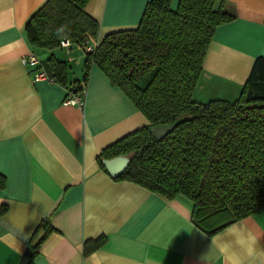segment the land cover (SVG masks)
I'll return each instance as SVG.
<instances>
[{
    "label": "crops",
    "instance_id": "1",
    "mask_svg": "<svg viewBox=\"0 0 264 264\" xmlns=\"http://www.w3.org/2000/svg\"><path fill=\"white\" fill-rule=\"evenodd\" d=\"M46 1L0 0V264H20L35 244L31 264H264V211L208 235L185 196L167 198L100 168L103 148L148 121L95 64L83 108L65 103L70 83L83 82L85 54L77 44L61 57L28 44L25 25ZM147 1L88 0L95 39L134 28ZM228 5L233 19L214 31L195 101L234 100L255 58H264V0ZM28 53L42 67L50 54L64 61L66 85L34 79L36 68L22 62ZM97 239L102 244L85 253Z\"/></svg>",
    "mask_w": 264,
    "mask_h": 264
},
{
    "label": "trees",
    "instance_id": "2",
    "mask_svg": "<svg viewBox=\"0 0 264 264\" xmlns=\"http://www.w3.org/2000/svg\"><path fill=\"white\" fill-rule=\"evenodd\" d=\"M88 0H47L25 25L30 46L59 47L61 38L82 48L96 38L98 25L86 14ZM149 0L134 28L107 33L85 52L83 83L92 64L121 89L147 119L142 126L103 148L97 156H130L114 180H127L167 198L192 202V220L208 235L264 211V58H255L234 100L192 99L215 29L233 19L228 0ZM66 85L68 65L50 54L43 66ZM73 81L68 90L74 91ZM179 118L160 139L150 128ZM4 179L0 177V187ZM6 209L0 206V214ZM45 234L52 228L46 220ZM103 239L85 243L90 253ZM39 243V242H38ZM38 244L29 245L20 264H31Z\"/></svg>",
    "mask_w": 264,
    "mask_h": 264
},
{
    "label": "built area",
    "instance_id": "3",
    "mask_svg": "<svg viewBox=\"0 0 264 264\" xmlns=\"http://www.w3.org/2000/svg\"><path fill=\"white\" fill-rule=\"evenodd\" d=\"M71 41L63 37L59 42V47L67 48L71 45ZM98 41L94 38H89L86 45L83 47V52L91 53L95 50ZM22 62L24 64H28L36 68V73L34 79L36 80H47L49 82H54L53 79L47 74L45 69L41 66L40 61L37 59L34 53H28L22 57ZM74 91L68 90L67 95L65 97L66 104H74L77 105L79 108H83L84 106V95H85V86L83 82L80 84H74Z\"/></svg>",
    "mask_w": 264,
    "mask_h": 264
},
{
    "label": "water",
    "instance_id": "4",
    "mask_svg": "<svg viewBox=\"0 0 264 264\" xmlns=\"http://www.w3.org/2000/svg\"><path fill=\"white\" fill-rule=\"evenodd\" d=\"M183 120L184 118H179L171 124L152 126L150 128V132L153 137H155L156 139H160L164 134L168 133L175 125ZM129 162L130 156L125 154L101 159L102 165L112 177L120 175L126 169Z\"/></svg>",
    "mask_w": 264,
    "mask_h": 264
},
{
    "label": "rangeland",
    "instance_id": "5",
    "mask_svg": "<svg viewBox=\"0 0 264 264\" xmlns=\"http://www.w3.org/2000/svg\"><path fill=\"white\" fill-rule=\"evenodd\" d=\"M72 48H74L75 50H78L77 47H72ZM54 52H55V54L58 55L59 57H61L62 55L67 56L68 53H69V48L58 47V48H56V49L54 50ZM77 52H79V50H78ZM72 53H73V52H72ZM195 87H196V86H195ZM193 91H194V90H193ZM192 94H193V93H192ZM195 96H196V95H195ZM192 97H193V96H192ZM192 99L194 100V99H196V98L193 97ZM197 99H199V98H197ZM199 100H201V99H199Z\"/></svg>",
    "mask_w": 264,
    "mask_h": 264
}]
</instances>
